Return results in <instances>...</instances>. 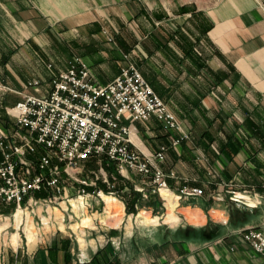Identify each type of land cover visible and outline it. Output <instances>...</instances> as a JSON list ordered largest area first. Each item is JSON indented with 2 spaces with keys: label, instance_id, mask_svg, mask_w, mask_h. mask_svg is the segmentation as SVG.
Segmentation results:
<instances>
[{
  "label": "crops",
  "instance_id": "1",
  "mask_svg": "<svg viewBox=\"0 0 264 264\" xmlns=\"http://www.w3.org/2000/svg\"><path fill=\"white\" fill-rule=\"evenodd\" d=\"M75 57L99 85L132 64L165 101L188 138L171 146L170 134L151 117L131 124L130 139L145 156L166 148L164 166L176 173L169 182L204 187L211 196L227 188L243 204L260 202L264 0H0V113L24 94L45 96L47 63L58 71ZM34 80L40 85L27 88ZM73 195L16 212V228L24 221L25 246L17 232L2 239L6 219L0 246L12 247L0 248V264H264L249 246L223 234L222 224L209 222L217 225L208 228L218 237L201 236L208 225L203 212L214 202L202 207L184 200L180 206L174 194L167 206L160 196L163 223H176L181 207L193 226L130 229L129 223L125 232L119 227L129 215L118 197L121 210L112 218L102 196L107 194L100 195L104 207L92 197L84 205ZM170 213L175 221H165Z\"/></svg>",
  "mask_w": 264,
  "mask_h": 264
},
{
  "label": "built area",
  "instance_id": "2",
  "mask_svg": "<svg viewBox=\"0 0 264 264\" xmlns=\"http://www.w3.org/2000/svg\"><path fill=\"white\" fill-rule=\"evenodd\" d=\"M47 70V94H24L9 114L22 134L19 139L8 141L0 130V205L22 210L38 203L54 206L65 196V200H72L64 186L69 179L78 185L73 199L82 197L84 205L88 197L102 201L101 194L116 196L113 185L101 179V169L89 171L90 176L82 175L92 159L105 160L126 178L137 177L134 190L144 197L149 192L159 196L160 189L170 190L168 180L176 179V173H166L162 167L166 148L160 147L149 156L135 150L131 124L154 117L170 134L173 147L188 135L137 67L126 65L106 85L97 84L89 67L76 57L65 69L54 71L48 64ZM39 85L38 80L26 84L27 88ZM99 182L105 184L107 192L99 189ZM178 191L189 197L203 195L200 187L182 186ZM39 192L46 196L35 200L33 196ZM227 221L224 217L221 223L226 225ZM238 239L264 258V227L241 230Z\"/></svg>",
  "mask_w": 264,
  "mask_h": 264
},
{
  "label": "rangeland",
  "instance_id": "3",
  "mask_svg": "<svg viewBox=\"0 0 264 264\" xmlns=\"http://www.w3.org/2000/svg\"><path fill=\"white\" fill-rule=\"evenodd\" d=\"M48 64H51V63H47V65ZM14 105H15V103L12 104V103L7 102L6 106H8V107L4 108L2 113H0V116H3L7 119V123H8L7 125H5L0 120V130L2 132H4V134H6L8 141H10L11 139H14V138L16 140H18L19 136L22 135L21 132L15 127L14 119L9 115V114H13L12 108ZM0 158H1V156H0ZM86 165H88L89 169H87V168L84 169V172H82V175H84V176H87V175L90 176L91 174L89 173V171L101 172L100 171V169H101L102 173H99V174H100V177L102 180L107 179L109 182L115 180L117 182V181H119V179H122V180L130 182L132 185L136 184L138 181V178L135 176H132V175H127L128 178H126L125 177L126 174L124 172L122 174H120L118 171H116L117 167L106 164L105 160H102V159L101 160L92 159V160L88 161L85 164V166ZM162 167L166 173H169V171L166 170V167L164 166V164L162 165ZM169 180H171V179H169ZM169 180H168V183L169 184L172 183V182H169ZM185 184H187V183H181L179 186V185H174L172 183V186L170 188V190L174 194H176L178 197L181 196L178 199V203H180V206L184 200H189V203L197 202L198 205H201L202 207H203L204 201H207V202L209 201L211 204H213L212 202H214L215 206L212 205L211 207H209L207 209V212L203 210L204 211L203 215H206L208 223L210 221H212V223L214 222L217 224L218 223L222 224L221 220L224 217L227 218V220H228L227 224L226 225L222 224L223 225V234L226 232V234H228L229 236H231L232 238H234L236 240V241L234 240L235 242L241 243L238 239V232L239 231L244 230L247 227L248 228L249 227H264V196L259 197L260 202H258L257 204L255 202L248 201V203L246 205V203L245 204L242 203V200L235 198V193L232 192L230 189H227V188H226V190L223 189V192H215L213 194V196H211L212 194H210L203 187L202 188V190H203L202 196H200V197H189V196L180 195L179 191H178ZM64 186H65V190H66L67 194H71V193L73 194L74 193L73 196L77 195L76 190L78 189V185L74 181H72V179L65 181ZM188 187H190V186H188ZM193 187H198V186H193ZM224 191H227V192H224ZM252 193L254 195V192H252ZM149 194H150V192L147 194L146 197H144L141 194V200H142L141 205L142 206L135 205V210H137L136 214L124 216L123 223L119 227V228H121L122 231L127 232V225L129 223L131 224L130 229L131 228L134 229L137 227H157L160 225L161 226L167 225L171 228H174V227L189 228V226H193V224L189 223V221L186 219L184 209H182L181 207H177L175 210V213L178 216V221L176 223H163L162 216L166 212V208L164 206V201L162 200V198L160 197V195L158 193L159 196L156 197V200L158 203H154V204H152L153 206L148 207V206H146V201H147ZM108 195H110V194H107L104 196H108ZM115 195L117 196V194H115ZM120 195L121 194H119V196ZM112 196H109V197H112L115 199L116 196H114V195H112ZM33 198L35 200H40V199H43L44 197L38 199L35 196H33ZM68 198H71V197H68ZM93 200L98 201L100 207H104L103 202L100 201L99 199L93 198ZM117 203H119V202L117 201ZM251 203H253L254 205H250ZM119 205L121 207V204H119ZM242 205L244 206V208H241ZM38 206H42V204L38 203L36 206H33L31 208H28V209H25L22 207L21 211H23V212L27 211L28 213L31 211H36ZM24 207H26V206H24ZM252 208H256V209H252ZM191 209H194V208L191 207ZM18 210H20V209H17L13 205H11V206L0 205V225H2L6 221V219H8V226L5 228L4 231H2L1 235H2V239H3V236L5 234L9 236L11 233L17 232L19 234L18 244H20V245L22 244L25 246L26 236H25V233L23 231L24 221L22 220L19 223V226L17 228H16L15 222H14V220H15L14 216ZM211 210L221 211L222 216L219 218H215L214 215L210 214ZM23 216L24 215L22 214V217ZM156 217L160 218V221ZM173 217H172V214L170 213L169 217L165 221H169V220L175 221L176 219H174L175 217L174 218ZM146 219H156V220H155V222H151V221L147 222ZM255 225H259V226H255ZM207 236H211L213 238H216L219 235L217 233H215V230H212L211 234H209ZM7 246L12 247V245H10L8 242L7 243L2 242L0 248L1 247H7Z\"/></svg>",
  "mask_w": 264,
  "mask_h": 264
},
{
  "label": "trees",
  "instance_id": "4",
  "mask_svg": "<svg viewBox=\"0 0 264 264\" xmlns=\"http://www.w3.org/2000/svg\"><path fill=\"white\" fill-rule=\"evenodd\" d=\"M0 120L5 125L8 124L7 119L5 117L0 116ZM110 183L113 185V191L117 194V197L118 198L120 197L119 199H121L122 202L124 203L125 213L127 215L136 214L137 210H135V205L142 206L141 205V201H142L141 200V194L136 192L133 188V185L128 181L119 179V181H117V182L115 180H113ZM187 185L190 187L195 186V185H191L188 183L183 185V186H187ZM98 187H99V189H104L106 192L108 191L105 184H103L101 182L98 183ZM88 190H91V189H88ZM119 194H121V195L119 196ZM34 196L36 198L40 199V198L45 197L46 194L43 192H39V193L34 194ZM156 197H158V196L150 193L148 198H147V201H146V206L151 207V206H153L152 204L158 203L156 200ZM210 226L211 227L213 226L212 228H215V229L217 227V225H212L211 223H208L207 227L202 231L203 233L201 234V236L203 235L202 237L206 238L207 240L213 239V237L207 236V235L211 234V231L213 230V229L212 230L209 229Z\"/></svg>",
  "mask_w": 264,
  "mask_h": 264
},
{
  "label": "bare ground",
  "instance_id": "5",
  "mask_svg": "<svg viewBox=\"0 0 264 264\" xmlns=\"http://www.w3.org/2000/svg\"><path fill=\"white\" fill-rule=\"evenodd\" d=\"M102 196H103V200L107 204L106 213L109 214V216H111V217L113 215L116 216L119 213L120 209H121V207L119 205L120 203H117V201L114 198H112V197L104 196V195H102ZM160 196H162L163 200H165L167 206H170L171 203L173 202V196H174V194H172L171 191L168 190V189H160ZM250 205H254V204L251 203ZM172 209L173 208H171V210ZM112 212H114V213L111 214ZM155 220L156 219H146L147 222L148 221L155 222ZM83 224L84 225L88 224V221H84ZM17 238H18L17 236H13L12 237V241L13 242H16Z\"/></svg>",
  "mask_w": 264,
  "mask_h": 264
}]
</instances>
